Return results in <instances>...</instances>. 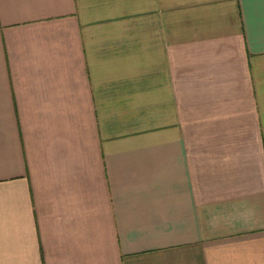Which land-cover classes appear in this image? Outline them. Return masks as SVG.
Here are the masks:
<instances>
[{
    "label": "crops",
    "instance_id": "obj_1",
    "mask_svg": "<svg viewBox=\"0 0 264 264\" xmlns=\"http://www.w3.org/2000/svg\"><path fill=\"white\" fill-rule=\"evenodd\" d=\"M0 264H264V0H0Z\"/></svg>",
    "mask_w": 264,
    "mask_h": 264
}]
</instances>
